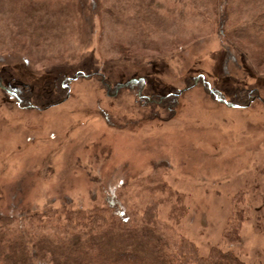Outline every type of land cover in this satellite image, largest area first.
<instances>
[{
	"label": "rangeland",
	"instance_id": "rangeland-1",
	"mask_svg": "<svg viewBox=\"0 0 264 264\" xmlns=\"http://www.w3.org/2000/svg\"><path fill=\"white\" fill-rule=\"evenodd\" d=\"M228 1L0 0V215L107 210L113 196L139 216L156 202L202 255L264 264V0ZM198 74L220 100L186 87ZM235 88L257 98L228 106ZM178 89L174 110L139 96Z\"/></svg>",
	"mask_w": 264,
	"mask_h": 264
},
{
	"label": "trees",
	"instance_id": "trees-1",
	"mask_svg": "<svg viewBox=\"0 0 264 264\" xmlns=\"http://www.w3.org/2000/svg\"><path fill=\"white\" fill-rule=\"evenodd\" d=\"M245 1L251 2L229 0L228 4H235L234 10L240 11L244 9ZM228 9L231 10L230 7ZM226 11L227 8L221 12L223 19L229 14ZM256 21V18L252 19V25ZM218 27L222 30L223 24ZM248 29L247 23L244 27L235 26L234 34L244 39ZM77 75L78 72L73 76L58 77V90L67 94L70 81ZM196 78L193 82L186 80V87L201 83L217 100L221 99V92L214 89L203 74ZM143 82L142 78L132 79L114 88L108 84L107 90L110 93L130 83L142 86ZM181 91L174 90L163 96H139L146 105L170 106L174 110ZM254 94H258V89L235 88L230 100L221 101L228 106H247L257 98ZM14 95L20 107H35L29 90L24 93L19 87L14 90ZM104 118L108 120L107 116ZM109 204V210L64 213L50 210L32 214L21 209V219L15 224L11 223L12 218L0 215V264H246L231 250L218 246L211 247L207 255H202L194 242L160 221L156 202L148 203L139 216L132 208L127 210L113 196L109 198ZM236 224L225 231L226 239H239L234 236Z\"/></svg>",
	"mask_w": 264,
	"mask_h": 264
}]
</instances>
